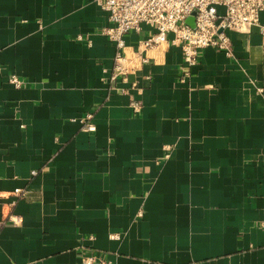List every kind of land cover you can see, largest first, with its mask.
<instances>
[{
	"label": "crops",
	"instance_id": "0c3cea01",
	"mask_svg": "<svg viewBox=\"0 0 264 264\" xmlns=\"http://www.w3.org/2000/svg\"><path fill=\"white\" fill-rule=\"evenodd\" d=\"M99 2L0 0V264H264L261 27L188 74L165 44L112 81Z\"/></svg>",
	"mask_w": 264,
	"mask_h": 264
},
{
	"label": "built area",
	"instance_id": "2783aa9c",
	"mask_svg": "<svg viewBox=\"0 0 264 264\" xmlns=\"http://www.w3.org/2000/svg\"><path fill=\"white\" fill-rule=\"evenodd\" d=\"M99 4L109 17V24L101 32L117 47L110 76L112 81L121 78L123 82H128L130 74L150 60L147 50L165 44L181 48L183 71L188 74L199 63L203 50L209 46L228 55L233 54L229 31H249L259 25L264 36V25L260 22L264 0H100ZM190 17L194 20L193 24L188 23ZM144 27H149V35L135 50L128 52L126 35L141 31ZM9 81L16 86L25 84L15 74ZM123 91L126 92V89L123 88ZM132 107L139 112L142 104L133 101ZM79 119L83 129H95L92 112ZM14 193L24 195L20 188L15 189ZM9 220L21 222L18 215L9 216ZM83 261L86 264H114L109 259H96L93 255H85Z\"/></svg>",
	"mask_w": 264,
	"mask_h": 264
},
{
	"label": "water",
	"instance_id": "95a60500",
	"mask_svg": "<svg viewBox=\"0 0 264 264\" xmlns=\"http://www.w3.org/2000/svg\"><path fill=\"white\" fill-rule=\"evenodd\" d=\"M189 22H190V24H193V23H192V18L189 19Z\"/></svg>",
	"mask_w": 264,
	"mask_h": 264
}]
</instances>
